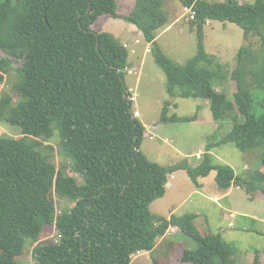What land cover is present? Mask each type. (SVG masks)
Wrapping results in <instances>:
<instances>
[{
	"label": "trees",
	"instance_id": "16d2710c",
	"mask_svg": "<svg viewBox=\"0 0 264 264\" xmlns=\"http://www.w3.org/2000/svg\"><path fill=\"white\" fill-rule=\"evenodd\" d=\"M178 1L192 11L198 47L184 65L157 43L168 23L163 0H135L128 15L119 14L117 0L0 1V49L9 55L0 58V85L13 71L18 75V101L9 94L0 98V118L25 135L0 139V264H18L28 243L38 242L50 225L59 238L35 247L36 264H131L134 255L155 252L171 228L194 244L179 253L182 263L236 264L234 244L198 228L197 215L163 218L150 208L166 196L169 177L179 170L198 187L199 179L216 172L221 190L243 185L264 194V0ZM102 16L125 20L142 33L167 76L171 97L208 99L220 128L233 124L226 137L208 144L199 166L165 167L142 151L147 130L135 117L125 83L130 52L112 31L94 29ZM210 21L236 24L246 38L260 39L262 52L249 45L238 53L229 79L233 100L213 88L214 80L219 87L226 76L225 66L206 52L204 28ZM17 60L22 65L14 69ZM171 106L165 103L162 122L199 118L201 108L192 117H170ZM55 135L82 183L58 171L39 144L26 139L48 141ZM227 144L242 152L261 150L262 169L243 180L230 165L216 162L212 150ZM55 194L75 205L57 215ZM175 249L170 243L168 251ZM253 264H262L258 253Z\"/></svg>",
	"mask_w": 264,
	"mask_h": 264
},
{
	"label": "rangeland",
	"instance_id": "374dc122",
	"mask_svg": "<svg viewBox=\"0 0 264 264\" xmlns=\"http://www.w3.org/2000/svg\"><path fill=\"white\" fill-rule=\"evenodd\" d=\"M206 1L224 3L229 0ZM238 1L244 4L253 3L256 0ZM117 4L119 14L128 15L135 6V0H117ZM162 9L168 17V23L158 32L157 43L172 61L184 65L198 51L197 37L190 28L192 11L186 9L178 0H163ZM106 17L102 16L97 21L95 30L98 32L112 31L123 45H127L130 52L129 62L132 67L125 74V83L128 91L135 97L133 110L139 113L140 118L138 119L147 125L148 130L142 141V151L150 161L165 167L175 166L183 162H187L191 167L199 166L202 159L197 158L198 155L202 158L208 144L219 142L226 137L233 130V124L225 122L221 128L211 124L214 118L210 100L208 99L171 97L167 91V76L157 64L152 53L153 48L145 41L142 33L129 28V23L125 20L109 17L110 19L106 21L104 19ZM204 31L206 52L215 56L225 66L223 74L226 76V80L219 87L214 80L213 88L218 92L224 93L229 100H233V96L230 93L229 79L232 72L237 68L238 53L243 46L249 45L255 50L262 52L260 39L255 35L246 38L243 29L230 22L210 21L205 26ZM6 57H9V55L0 49V58ZM21 65V61H15L14 69L19 68ZM129 71L132 73H129ZM5 78L4 83L0 85V98L9 94L15 102L18 101V95L15 90L18 83L17 72L13 71ZM167 101L172 103L168 114L170 117H192L201 108L199 111L201 121L162 122V113ZM243 122L244 119H241V123ZM217 124L221 126L222 122ZM150 126L154 127L150 128ZM10 137L21 139L25 135L19 128L13 127L6 122L5 117L2 116L0 118V139ZM26 139L30 143L39 144L38 149L50 159L58 168V171L63 170L68 175L75 177L79 183H82V178L72 171L71 163L64 156L58 135L48 141L35 137ZM200 151L202 152L199 154ZM212 152L216 162L228 163L243 180L250 177L252 171L260 169L262 166L263 154L261 150L242 152L234 144H227L214 148ZM214 178L215 174H212L206 181V191L203 194L196 192L197 187L186 171L179 170L175 172L169 177L172 188L167 187L166 196L151 205L152 214L163 218H168L173 214L184 215L190 213L199 215L200 217L196 218L195 221L197 227L213 234L221 233L224 235L230 220L224 218L225 212L223 209L226 208V205L227 207L230 206V199H221L220 203L210 199L211 197L222 196V192L218 189ZM238 192L236 193V198H238L241 209L255 211V213L250 212L253 216H257L262 220V217H264V202H254L251 205L248 202V194L250 193L245 186ZM54 201L57 206V215L75 205L73 201L62 199L56 194L54 195ZM232 220L237 228L246 225L252 229L251 232L242 233L243 236H239L238 239H243L242 242L246 252L251 247L255 251L257 250L255 256L257 253L260 255L261 251H258V249H264V234L260 233H264V224L258 219L254 220L253 217H237L236 220ZM175 230L173 231V228L170 229L165 237L158 240L155 252H141L134 255L131 264H184L181 262L179 253L185 248L194 247V244L184 237L179 229L176 228ZM58 238L56 228L51 225L47 226L38 242L28 243L24 254L16 258L17 263L36 264L35 247L38 244L55 242ZM223 239L230 243L227 236H224ZM170 243H175V252L168 251ZM237 250L238 247H234L232 259L235 263H240L236 260ZM167 253H169L168 256ZM170 254L172 255L170 256ZM247 264H252V260L248 259Z\"/></svg>",
	"mask_w": 264,
	"mask_h": 264
},
{
	"label": "crops",
	"instance_id": "0c3cea01",
	"mask_svg": "<svg viewBox=\"0 0 264 264\" xmlns=\"http://www.w3.org/2000/svg\"><path fill=\"white\" fill-rule=\"evenodd\" d=\"M106 21H108L110 18L109 17H106V18H104ZM95 25H97V24H95ZM95 25H94V29H95ZM129 26V28H132L133 30H137L139 33H141L134 25H128ZM158 38H159V35H158V37H157V41H158ZM150 46H151V44H149ZM138 118H140V115H139V117ZM198 120H200L201 121V118H198ZM197 120V121H198ZM211 124H213V125H217V126H215V127H219L220 128V125L219 124H217L216 122H214V120H213V122H211ZM143 125L146 127V130H148L147 129V125L145 124V123H143ZM154 127V126H153ZM153 127H151L150 126V128H153ZM146 135H147V131H146ZM205 151H206V149H205ZM202 151H200L199 152V154L201 153ZM212 154H213V152H211ZM198 158V157H197ZM218 158V157H217ZM202 159V158H201ZM200 159V160H201ZM219 159V158H218ZM225 162V161H224ZM228 164V163H227ZM229 165V164H228ZM233 168V167H232ZM234 169V168H233ZM260 169H262V166H261V168ZM236 172V171H235ZM212 174H215V183H216V172H212L208 177H206V178H201V179H199V187L198 186H196L197 187V190H196V192L197 193H199V192H201V193H203V194H205L204 192L206 191V187L205 186H207V180L209 179V177L212 175ZM237 174V173H236ZM172 178H173V176H172ZM211 181V180H210ZM212 183H213V181H212ZM217 184V183H216ZM168 188H172V183L171 182H169V186H167ZM217 187H218V185H217ZM242 188H243V185H233L229 190H227V191H224V190H221L219 187H218V189L222 192V196L221 197H211L210 199L212 200V201H214V202H217V203H220L221 202V199H225V200H229L230 199V206L229 207H227V205H226V208H224L223 209V211L225 212V214H224V218L225 219H227V220H230V223H229V226H228V229L224 232L225 234L224 235H222L223 237L224 236H227L228 237V241L230 242V243H232V244H234L235 245V247L237 246L238 247V250H237V256H236V260H238V262H240V263H236V264H247V260L248 259H251L252 260V264L254 263V259H255V253H256V251H255V249H253V248H251V247H249L248 248V251L246 252V250H245V248H244V244H243V242H242V240L243 239H238V237L239 236H243L242 235V233H244L245 234V232H251L252 231V229H250V228H248L246 225H244L243 224V222H241L240 221V223L241 224H243L244 226H242V227H239V228H237L236 227V224H234V222H232L233 220L232 219H235L236 220V218L237 217H243V218H245V217H253L254 218V220L255 219H258V221H260L261 223H263L264 224V217H262V220L261 219H259L257 216H253L252 214H251V212H253V213H255V211H252V210H250V211H245V210H242L241 208V205H240V203H239V201H238V198H236V193H239L238 191H241L242 190ZM199 190H203V191H199ZM249 192V191H248ZM250 193V192H249ZM248 202L252 205L254 202L256 203V202H264V194L262 193V192H257V193H250V194H248ZM244 207V206H243ZM174 212H175V210H174ZM173 212V213H174ZM171 217V216H170ZM170 217H168V218H170ZM198 217H200L199 215H197V218ZM222 224H224V222H222ZM199 228V227H198ZM172 229V228H171ZM176 228H173V231H176L175 230ZM257 232H260V231H257ZM261 234H264L263 232H260ZM241 240V241H240ZM258 251H261V253H260V261L262 262V264H264V249H258ZM248 258V259H247Z\"/></svg>",
	"mask_w": 264,
	"mask_h": 264
},
{
	"label": "built area",
	"instance_id": "2783aa9c",
	"mask_svg": "<svg viewBox=\"0 0 264 264\" xmlns=\"http://www.w3.org/2000/svg\"><path fill=\"white\" fill-rule=\"evenodd\" d=\"M192 18H194V17H192ZM125 47H127V45H125ZM132 52H134V51H132ZM129 73H132V72L130 71ZM134 99H135L134 96H131V97H130V100L133 101V102H134ZM135 117H137V118L139 117V113H138V112H135ZM151 138H152V137H151ZM198 158L201 159V156L198 155Z\"/></svg>",
	"mask_w": 264,
	"mask_h": 264
},
{
	"label": "water",
	"instance_id": "95a60500",
	"mask_svg": "<svg viewBox=\"0 0 264 264\" xmlns=\"http://www.w3.org/2000/svg\"><path fill=\"white\" fill-rule=\"evenodd\" d=\"M167 186H169V183L167 184ZM157 264V263H156Z\"/></svg>",
	"mask_w": 264,
	"mask_h": 264
}]
</instances>
